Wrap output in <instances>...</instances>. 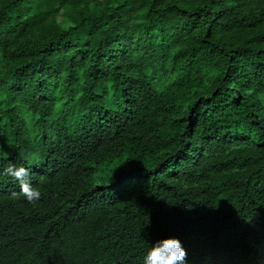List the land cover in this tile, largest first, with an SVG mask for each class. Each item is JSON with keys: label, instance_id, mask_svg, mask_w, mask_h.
I'll use <instances>...</instances> for the list:
<instances>
[{"label": "trees", "instance_id": "obj_1", "mask_svg": "<svg viewBox=\"0 0 264 264\" xmlns=\"http://www.w3.org/2000/svg\"><path fill=\"white\" fill-rule=\"evenodd\" d=\"M166 238L264 264V0H0V264Z\"/></svg>", "mask_w": 264, "mask_h": 264}, {"label": "clouds", "instance_id": "obj_2", "mask_svg": "<svg viewBox=\"0 0 264 264\" xmlns=\"http://www.w3.org/2000/svg\"><path fill=\"white\" fill-rule=\"evenodd\" d=\"M10 176L20 186V193L27 202L35 203L41 198V192L32 185L30 170L23 165L9 163L2 172ZM187 252L178 238H166L157 241L143 257V264H186Z\"/></svg>", "mask_w": 264, "mask_h": 264}, {"label": "rangeland", "instance_id": "obj_3", "mask_svg": "<svg viewBox=\"0 0 264 264\" xmlns=\"http://www.w3.org/2000/svg\"><path fill=\"white\" fill-rule=\"evenodd\" d=\"M67 25V24H66Z\"/></svg>", "mask_w": 264, "mask_h": 264}]
</instances>
